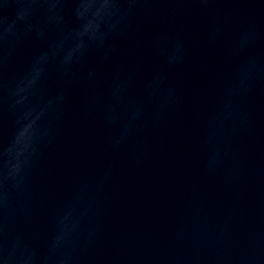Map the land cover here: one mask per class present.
<instances>
[{"label": "clouds", "instance_id": "9594fccd", "mask_svg": "<svg viewBox=\"0 0 264 264\" xmlns=\"http://www.w3.org/2000/svg\"><path fill=\"white\" fill-rule=\"evenodd\" d=\"M236 0H0V264H83L101 230L103 196L113 166L102 175L79 179L43 235L35 226L44 208L35 176L48 149L63 133L73 89H84L81 121L99 113L107 146L128 149L132 165L148 155L142 132L159 128L180 104V88L170 74L188 58L187 26L178 21L198 11L209 23L212 43L225 34L231 15L214 7ZM255 3L256 0H248ZM195 6V8L193 7ZM154 25L149 47L162 59L136 90L142 67L121 62L102 87L99 66H111L121 55L120 43L135 54L134 39ZM254 24L236 31L227 50L232 62L223 93L203 125L208 149L206 173H214L229 155L230 143L251 128L245 102L264 85V50ZM23 67L17 58L37 44ZM200 71L206 72L207 65ZM207 106L208 93L200 98ZM23 225V227H20ZM203 246L204 241H201ZM214 264H264V240H253L238 257L226 255L224 233L216 239Z\"/></svg>", "mask_w": 264, "mask_h": 264}, {"label": "water", "instance_id": "95a60500", "mask_svg": "<svg viewBox=\"0 0 264 264\" xmlns=\"http://www.w3.org/2000/svg\"><path fill=\"white\" fill-rule=\"evenodd\" d=\"M214 7L231 15L225 34L215 43L209 40L207 18L198 11L178 21L187 26L188 58L170 74L169 83L180 88V104L159 128L139 135L148 148L139 165L129 162L127 148L116 152L107 146L110 130L99 113L88 121L79 119L85 93L80 86L73 89L63 133L35 176L37 192L45 202L35 226L46 233L76 181L100 176L111 164L114 172L103 196L99 238L83 264H214L221 233L231 257L240 256L254 239L264 240V85L245 102L252 113L250 130H242L230 143L228 157L214 173H206L208 149L203 142L204 121L231 71L227 50L232 37L254 24L261 34L257 50H264V0H236ZM154 27L146 25L134 39V55H129L128 44L120 43L121 55L111 66L93 61L103 88L121 62L134 67L140 61L136 90L142 89L144 80L162 63L149 47ZM38 46L26 47L14 69L22 68ZM202 65H207L206 72L200 71ZM204 93L209 95L207 106L200 103Z\"/></svg>", "mask_w": 264, "mask_h": 264}]
</instances>
